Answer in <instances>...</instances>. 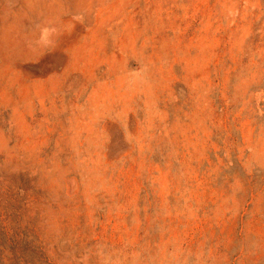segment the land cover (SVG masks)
I'll return each mask as SVG.
<instances>
[{
  "label": "rangeland",
  "instance_id": "rangeland-1",
  "mask_svg": "<svg viewBox=\"0 0 264 264\" xmlns=\"http://www.w3.org/2000/svg\"><path fill=\"white\" fill-rule=\"evenodd\" d=\"M0 264H264V0H0Z\"/></svg>",
  "mask_w": 264,
  "mask_h": 264
}]
</instances>
